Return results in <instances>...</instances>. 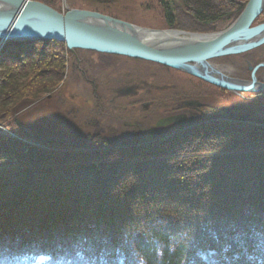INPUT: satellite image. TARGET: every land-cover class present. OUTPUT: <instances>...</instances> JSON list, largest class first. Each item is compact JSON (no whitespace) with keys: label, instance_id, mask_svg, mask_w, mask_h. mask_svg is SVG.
I'll use <instances>...</instances> for the list:
<instances>
[{"label":"trees","instance_id":"1","mask_svg":"<svg viewBox=\"0 0 264 264\" xmlns=\"http://www.w3.org/2000/svg\"><path fill=\"white\" fill-rule=\"evenodd\" d=\"M182 1L162 5L167 26L210 33L249 0ZM69 55L59 41L0 49V125L15 135L0 134V264H264V113L145 140L45 135L26 109Z\"/></svg>","mask_w":264,"mask_h":264},{"label":"rangeland","instance_id":"2","mask_svg":"<svg viewBox=\"0 0 264 264\" xmlns=\"http://www.w3.org/2000/svg\"><path fill=\"white\" fill-rule=\"evenodd\" d=\"M181 3V0H57L56 6L60 13H66L68 8L91 10L148 29L177 30L169 28L165 23L163 7L177 15L184 12ZM262 23L264 11L254 25ZM222 25L215 26L219 29ZM225 27L217 32L195 34L218 33L226 29ZM177 31L194 33L180 29ZM2 46L1 42L0 49ZM263 51L264 45L244 55L219 58L213 62L225 73L232 70L236 78L247 81V65L250 62L248 58L251 55H260ZM228 67L232 69L226 70ZM136 78L146 81L154 88L139 97L121 96L113 92L121 82L135 81ZM182 101L202 102L204 108H207V119L212 118L209 116H212L213 110L217 111V117H224L226 109H232L236 119L249 118L253 112L264 113V94H234L184 72L154 63L80 50L76 51V55L71 53L67 58L65 77L59 86L42 96L26 111L36 106L33 118L45 135L84 140L91 137L85 135L90 132L95 135L106 133L110 135L109 139L122 142L136 139L133 138L136 135L125 134L130 128L124 126V123L132 116L124 108L131 109L133 105H137L140 117L149 116V122L154 126L156 120L177 116L175 114L178 113ZM206 117L198 120L193 118L192 123L205 121ZM0 134L15 138L14 134L1 125Z\"/></svg>","mask_w":264,"mask_h":264},{"label":"water","instance_id":"3","mask_svg":"<svg viewBox=\"0 0 264 264\" xmlns=\"http://www.w3.org/2000/svg\"><path fill=\"white\" fill-rule=\"evenodd\" d=\"M263 11L264 0H249L223 31L195 34L148 29L91 10L68 8L60 13L38 0H0V42L59 41L73 55L80 50L126 57L184 72L234 94H264V83L255 74L264 64L251 68L252 80L245 81L236 78L232 70L225 73L213 62L264 45V23L254 25ZM184 106L201 104L188 101Z\"/></svg>","mask_w":264,"mask_h":264},{"label":"flooded vegetation","instance_id":"4","mask_svg":"<svg viewBox=\"0 0 264 264\" xmlns=\"http://www.w3.org/2000/svg\"><path fill=\"white\" fill-rule=\"evenodd\" d=\"M250 60L249 64L247 65V81L252 80V69L257 68L258 66L264 64V51L260 55H251L249 58ZM256 77L258 78V81L260 83H264V67H259L258 70L256 71ZM127 83V85H126ZM126 86H125V85ZM121 85L125 87H121ZM153 85H150L149 83H146V81H143L141 79L136 78L135 81H127V82H121L120 85L116 86L115 89H113V92L116 94H119L121 96L123 95H131L132 97H139L148 92L149 89L154 88ZM186 101H182L179 104L178 108V113L175 114L177 116L169 117L167 119L163 120H156L154 123V126L151 125V122H149V116L146 117H140V112L137 110V105H133L131 109H125L124 111L129 113L132 117L128 121L124 123V126L129 127L130 131L125 132V134L128 135H136L133 138H136L137 140H145L148 139L149 137H152L156 134H165L172 129H175L180 126H186L187 124H193L192 122L194 121L193 118H197V120L200 118L202 119L203 117H206L207 113L205 112L204 104L201 102V106L199 107H185L184 103ZM134 104V103H133ZM145 107H148V105H144ZM206 106L209 108V105L206 104ZM118 107H116L118 111ZM63 108V107H61ZM191 108V109H190ZM211 109H214L211 107ZM123 110V109H122ZM217 112V111H216ZM216 112L213 110L211 111V115L209 117L210 120L215 121V120H221L224 118L228 119H236L235 117V112L232 109L227 110L226 109V115L224 117H217ZM152 115V114H151ZM216 117H214V116ZM214 117V118H213ZM208 117L204 118L206 120ZM239 118H244V117H239ZM93 119V118H92ZM95 119V118H94ZM88 124V122H85ZM104 131V130H103ZM90 132L85 135L91 136V137H96V136H102V137H108L110 135L104 133V134H99L95 135V133ZM84 135V136H85ZM131 137V136H130ZM132 140V139H131ZM134 140V139H133Z\"/></svg>","mask_w":264,"mask_h":264},{"label":"bare ground","instance_id":"5","mask_svg":"<svg viewBox=\"0 0 264 264\" xmlns=\"http://www.w3.org/2000/svg\"><path fill=\"white\" fill-rule=\"evenodd\" d=\"M179 37H181V36H179Z\"/></svg>","mask_w":264,"mask_h":264}]
</instances>
